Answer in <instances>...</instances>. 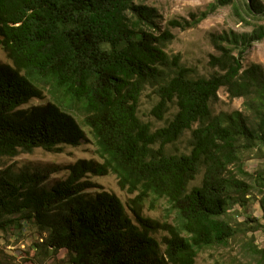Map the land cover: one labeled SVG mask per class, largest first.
Masks as SVG:
<instances>
[{"label":"trees","instance_id":"16d2710c","mask_svg":"<svg viewBox=\"0 0 264 264\" xmlns=\"http://www.w3.org/2000/svg\"><path fill=\"white\" fill-rule=\"evenodd\" d=\"M224 5L252 30L210 34L212 73L167 51L173 28L194 27ZM262 16L264 0H218L163 27L159 10L137 0H0V41L11 60L0 63V230L33 222L43 239L36 249H66L70 264H195L202 249L228 246L241 231L229 206H245L258 190L264 209V163L253 172L244 166L252 154L264 158V65L243 63L264 40ZM147 88L159 98L158 119L177 108L155 130L139 116ZM222 88L243 99L242 109L215 112ZM47 93L49 100L24 107ZM84 127L101 161L78 160L52 188L43 184L58 166L3 168L5 157L81 145ZM188 131L189 153L169 152ZM202 171L201 185L190 189ZM108 174L136 193L131 214L118 195L91 192L98 186L89 176ZM150 198L166 199L179 223L146 216ZM262 227L248 218L245 232ZM247 245L264 264V247L253 237Z\"/></svg>","mask_w":264,"mask_h":264},{"label":"rangeland","instance_id":"374dc122","mask_svg":"<svg viewBox=\"0 0 264 264\" xmlns=\"http://www.w3.org/2000/svg\"><path fill=\"white\" fill-rule=\"evenodd\" d=\"M137 3L147 4L156 7L162 16L163 27L171 19H192V13L210 10L212 5L218 4V0H137ZM259 23L264 22V16L258 18ZM234 29L239 32L251 31L252 26L241 23L235 14L232 5H224L217 7L215 11H210L209 15L203 19L198 25L187 29L180 27L173 28L175 39L167 47L169 53H181L183 61L188 66H194L197 71L203 75H209L214 70L209 66L208 62L210 54L216 53L214 46L210 40L211 33H221L225 30ZM7 53L0 41V63H10ZM253 62L264 65V40L255 43L253 47L243 58V63L249 65ZM220 101L214 106L216 113L220 111L232 112L242 109L243 99L237 98L231 100L224 88L219 91ZM50 95L46 94V99H33L25 108L32 105L41 104L50 99ZM159 98L155 95L152 88H147L143 93L140 101L139 116L140 118L152 125L153 129L165 126L177 111L176 106H172L170 112L165 116L164 120L158 119L152 110L158 103ZM75 114L82 122L84 115L80 111ZM87 132V140L79 146H65L62 152H50L43 148H37L32 153H20L18 156L3 159V168L10 165L21 168L26 164L36 167L58 166L61 170L44 182L43 186L52 188L58 182L66 179L69 175L68 167L76 163L80 159H95L101 161L97 155V145L93 135L88 127H84ZM190 132H186L185 136L177 143L168 146L171 153H189L190 147L188 139ZM250 155L244 163L245 169L253 172L264 163V158ZM89 179L97 184V188L91 192L108 191L118 195L124 202L129 214L131 198L136 193L130 194L123 190L118 182L115 174L104 176L90 175ZM203 179V171L199 174L191 184L192 187L201 185ZM263 195L255 190L250 195V201L245 205L231 204L228 209L227 217L238 227L240 233L231 240L228 246L206 247L202 249L195 264H236L238 262H246L248 264H258L257 260L252 257L248 250L247 243L250 238H255L256 244L264 247V209L261 199ZM144 214L148 217L168 221L172 224H178L179 218L177 212L171 207L166 199L150 198L145 202ZM248 218L260 219L263 227L253 232H245ZM166 233H159L157 237L162 240ZM38 229L33 222L24 220L22 226L10 225L6 230H0V264H70L69 254L66 249H62L58 254H54L52 250L46 252L44 248L36 249V244L42 242Z\"/></svg>","mask_w":264,"mask_h":264}]
</instances>
